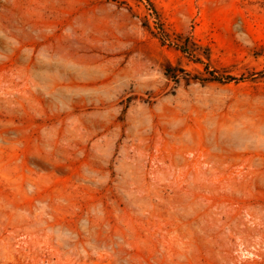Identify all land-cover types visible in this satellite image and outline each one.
<instances>
[{"label": "rangeland", "instance_id": "374dc122", "mask_svg": "<svg viewBox=\"0 0 264 264\" xmlns=\"http://www.w3.org/2000/svg\"><path fill=\"white\" fill-rule=\"evenodd\" d=\"M0 264H264V0H0Z\"/></svg>", "mask_w": 264, "mask_h": 264}, {"label": "trees", "instance_id": "16d2710c", "mask_svg": "<svg viewBox=\"0 0 264 264\" xmlns=\"http://www.w3.org/2000/svg\"><path fill=\"white\" fill-rule=\"evenodd\" d=\"M209 73V75L211 76V79L208 80H214V81H220L222 80L221 77L215 76L214 73L212 71H207ZM193 79H198V77H193ZM230 80H233V78H229ZM200 80V79H199Z\"/></svg>", "mask_w": 264, "mask_h": 264}]
</instances>
